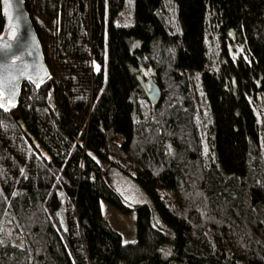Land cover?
Masks as SVG:
<instances>
[{
  "label": "trees",
  "instance_id": "obj_1",
  "mask_svg": "<svg viewBox=\"0 0 264 264\" xmlns=\"http://www.w3.org/2000/svg\"><path fill=\"white\" fill-rule=\"evenodd\" d=\"M126 1L26 0L52 76L0 110V264H264V0ZM100 159L152 199L133 242Z\"/></svg>",
  "mask_w": 264,
  "mask_h": 264
},
{
  "label": "water",
  "instance_id": "obj_2",
  "mask_svg": "<svg viewBox=\"0 0 264 264\" xmlns=\"http://www.w3.org/2000/svg\"><path fill=\"white\" fill-rule=\"evenodd\" d=\"M0 7L4 17L0 33V110L6 112L19 104L24 82L39 87L52 73L26 0H0ZM10 24L14 26V35ZM137 79L150 103L157 105L162 98L160 85L153 77L146 81L142 74Z\"/></svg>",
  "mask_w": 264,
  "mask_h": 264
},
{
  "label": "rangeland",
  "instance_id": "obj_3",
  "mask_svg": "<svg viewBox=\"0 0 264 264\" xmlns=\"http://www.w3.org/2000/svg\"><path fill=\"white\" fill-rule=\"evenodd\" d=\"M134 10V0H127L125 7L120 11L117 16V23L122 25H129L134 21L133 16ZM132 12V14H131ZM132 17V18H131ZM237 41V40H235ZM238 44V41L236 42ZM237 44H233L236 46ZM153 72L148 67H142L140 73L146 77V79L153 75ZM258 111L259 117L263 127V138H264V94H261L258 99ZM100 163L106 172V176L112 186L118 190L123 196L124 200L134 208L130 213H123L109 202L102 201V210L104 217L109 221V223L121 233L123 240L125 242H133L137 239V215L135 208L141 204L147 203L153 205L150 195L145 191L140 183L134 179L131 175L123 172L116 166H114L110 161L100 159ZM155 225L165 232H172L173 229L162 220L159 213L155 210L154 216ZM167 246L165 250L168 251Z\"/></svg>",
  "mask_w": 264,
  "mask_h": 264
},
{
  "label": "snow or ice",
  "instance_id": "obj_4",
  "mask_svg": "<svg viewBox=\"0 0 264 264\" xmlns=\"http://www.w3.org/2000/svg\"><path fill=\"white\" fill-rule=\"evenodd\" d=\"M10 27L12 28V31H13V35H14V33H15V29H14V26H12L11 24H10ZM6 47H10V45H6ZM3 105H0V107H2Z\"/></svg>",
  "mask_w": 264,
  "mask_h": 264
},
{
  "label": "flooded vegetation",
  "instance_id": "obj_5",
  "mask_svg": "<svg viewBox=\"0 0 264 264\" xmlns=\"http://www.w3.org/2000/svg\"><path fill=\"white\" fill-rule=\"evenodd\" d=\"M150 77H153V76H150ZM148 78H149V77H148ZM148 78H147V79H148ZM153 78H154V77H153ZM147 79H146V81H147ZM154 79H155V78H154ZM148 87H150V85H148Z\"/></svg>",
  "mask_w": 264,
  "mask_h": 264
},
{
  "label": "bare ground",
  "instance_id": "obj_6",
  "mask_svg": "<svg viewBox=\"0 0 264 264\" xmlns=\"http://www.w3.org/2000/svg\"><path fill=\"white\" fill-rule=\"evenodd\" d=\"M233 31V30H232ZM155 80V79H154ZM147 97V96H146ZM148 99V98H147Z\"/></svg>",
  "mask_w": 264,
  "mask_h": 264
}]
</instances>
